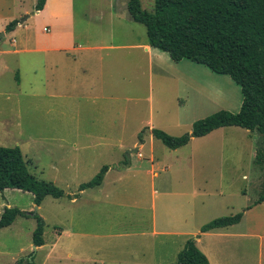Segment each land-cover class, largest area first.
I'll return each mask as SVG.
<instances>
[{
  "label": "rangeland",
  "instance_id": "374dc122",
  "mask_svg": "<svg viewBox=\"0 0 264 264\" xmlns=\"http://www.w3.org/2000/svg\"><path fill=\"white\" fill-rule=\"evenodd\" d=\"M140 1L144 9L152 10L154 0ZM126 2L74 0V27L78 40L87 38L101 45L113 46L98 50L95 55L99 61H93V64L98 63L105 68V84L114 91L113 103L104 104L99 100L91 104L92 101L84 99L68 105L59 104V100L50 104L43 96V54L20 53L6 57L7 69L0 71V145L19 146L28 171L39 179L52 181L64 191L65 196H46L36 206L29 192L19 189L0 192V215L5 207H17L26 212H37L45 221V245L35 248L32 232L37 222L33 216H17L10 226L0 228V264H15L21 258L22 264H32L29 262L32 254L35 264H174L176 257L173 260L169 257L164 260H123L129 259L125 248L134 247L138 238L106 234L104 238L93 239L92 231L99 224L97 214L105 210L93 212L91 206L88 210H81L66 199L67 195L74 197L79 184L90 180L108 163L129 165L131 161L137 163L138 160L144 163L143 159L151 154L159 157L160 161L172 160L176 155L186 156L193 146L200 151L203 147H211L209 160L213 164H223L220 171L227 178V183L222 186L213 183L211 203L216 208L211 210L206 222L228 215V197L216 194L214 189L247 190L249 199H245V203L253 202L264 193V156L258 160L255 158L257 179L252 175L241 181L238 176L237 179L236 176L229 179L227 174L230 171H255L249 169V147L256 148V152L264 149V139L256 131L247 135L244 128L225 127L210 136L206 145L194 143L177 150L166 147L149 134L150 127L175 136L188 133L193 122L222 109V99L227 96L238 100L241 91L228 75L215 73L199 63L188 72L193 83L189 88L181 77H186L187 72L175 69L176 61L169 64L162 60L164 58H151L140 48L117 47L146 40L145 26L129 19ZM35 3L36 0H25L31 14ZM31 22L29 19L27 24ZM28 33L29 30L22 26L16 33L2 38L1 43L11 50L16 41ZM12 38H15L14 43ZM17 67L20 68L22 92H18L16 87ZM206 73L209 78H206ZM61 109L66 112L62 118ZM140 132L143 141L138 139ZM90 142L95 148L93 158L76 169L61 168V147L72 143L84 146ZM141 142H145L143 147L139 145ZM87 154L88 151L84 153ZM202 156L196 153V159ZM213 172L219 173V168ZM160 174L163 175L162 172ZM216 178L218 176H213V180ZM73 192L76 193L67 194ZM99 218L105 230L117 229L114 215H100ZM92 246L99 250L95 252Z\"/></svg>",
  "mask_w": 264,
  "mask_h": 264
},
{
  "label": "crops",
  "instance_id": "0c3cea01",
  "mask_svg": "<svg viewBox=\"0 0 264 264\" xmlns=\"http://www.w3.org/2000/svg\"><path fill=\"white\" fill-rule=\"evenodd\" d=\"M34 6L35 4L31 14L25 0H0V31L5 33L0 38V71L7 69L6 57L10 54L42 53L45 65L43 96L50 104H56L59 100V104L68 105L84 99L92 101L91 104L99 100H103L104 104L113 103L114 91L110 90L109 84H105V68L98 63L93 64V61H99L95 55L98 50L113 46L101 45L102 43L87 38L84 41L78 40L74 27V0H45L43 8L38 11ZM13 19H18L19 22L7 33L5 26ZM29 19H32V22L27 24ZM22 26L28 29L29 33L23 34L13 49H6L1 43L2 38L9 33H16ZM12 41L14 43L15 38H12ZM117 47L140 48L151 58H164L162 60L169 64L174 63L168 52L150 46L147 37L145 41L119 44ZM174 64L175 69L180 68L187 72L186 77L181 76L184 85L189 88L193 86L192 76L188 72L193 70V67H198V63L183 58ZM17 70L16 87L18 92H22L24 89L22 78L19 76L20 68L17 67ZM209 77L206 73V78ZM222 100L224 101L220 103L224 109L238 112L242 94H239L238 100L227 96ZM60 115L62 118L66 112L61 109ZM225 127L238 126L218 127L203 136L191 137L187 144L173 150L194 143L206 145L210 136ZM151 129L150 127L149 134L153 136ZM252 132L245 129L244 133L251 135ZM150 141L154 140L150 138ZM144 144L145 142H141L139 145L143 147ZM249 148V169L255 171H230L227 172L229 179L233 176L237 179L238 176L242 181L252 175L257 179L256 148ZM199 149L193 146L186 156L176 155L172 160L160 161L159 157L151 154L143 159L144 163L138 160L137 163L131 161L129 165H118L119 162L111 161L112 163L106 164L109 168L99 185L77 191L78 197L69 198L67 195L66 199L71 204H77L81 210H88L90 206L93 212L105 210L97 214L96 221L99 224L92 231L93 239L98 240L101 236L104 238L106 234L138 238L134 247L125 248L129 259L123 260H164L166 257L171 260L176 257L177 260V255L186 241L193 238L197 248L206 256L208 264H264V200L255 203V198L253 202L245 203L248 198L247 190H235L239 192L236 193L222 191L221 187L214 189L216 194L228 197L226 214L242 212V217L237 223L200 232V227L210 218L208 216L211 210L216 208L211 203L213 183L222 186L227 183V178L222 170L220 171L223 164H213L209 160L212 148L203 147L201 151ZM94 150L92 142L84 146L72 143L71 146L61 147V168L76 169L94 157ZM87 151L89 154L84 155ZM196 153L203 156L196 159ZM218 168L219 173H214L213 169ZM213 176L218 178L213 180ZM100 215H114L117 229L105 230ZM91 249L95 252L99 250L93 246ZM115 249L120 250L119 247Z\"/></svg>",
  "mask_w": 264,
  "mask_h": 264
},
{
  "label": "trees",
  "instance_id": "16d2710c",
  "mask_svg": "<svg viewBox=\"0 0 264 264\" xmlns=\"http://www.w3.org/2000/svg\"><path fill=\"white\" fill-rule=\"evenodd\" d=\"M45 0H36L34 9L41 10ZM130 18L145 26L150 46L168 52L176 62L183 58L228 75L240 86L242 102L238 112L220 109L192 124L191 131L170 135L152 128L151 134L170 149L187 144L191 137L203 136L213 129L238 126L256 131L264 139V0H154L151 11L140 0H127ZM18 19L11 20L5 31H12ZM142 141V132L138 135ZM264 149L255 158H262ZM109 168L103 165L90 180L79 184L78 191L99 185ZM19 189L32 194L39 206L46 196L61 198L64 191L52 181L35 177L28 171L19 146L0 145V192ZM74 197H78V193ZM264 200V193L255 203ZM17 216H33L36 227L32 244H44L45 221L37 212L5 207L0 215V228L10 226ZM242 212L216 217L200 227V232L237 223ZM32 253H30L31 255ZM32 264L34 255L30 257ZM23 258L15 264H22ZM175 264H208L206 256L189 238L178 253Z\"/></svg>",
  "mask_w": 264,
  "mask_h": 264
},
{
  "label": "water",
  "instance_id": "95a60500",
  "mask_svg": "<svg viewBox=\"0 0 264 264\" xmlns=\"http://www.w3.org/2000/svg\"><path fill=\"white\" fill-rule=\"evenodd\" d=\"M25 17H26V16H25ZM4 34H5L4 31H0V38L3 37ZM36 209H37V207L35 206L34 210H36ZM33 248H35V246H33Z\"/></svg>",
  "mask_w": 264,
  "mask_h": 264
}]
</instances>
